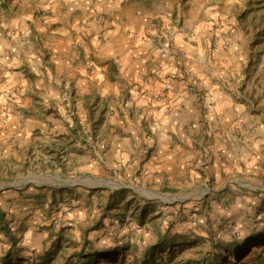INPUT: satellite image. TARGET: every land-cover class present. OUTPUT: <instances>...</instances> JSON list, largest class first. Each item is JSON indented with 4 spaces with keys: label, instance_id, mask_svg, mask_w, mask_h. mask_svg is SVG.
<instances>
[{
    "label": "crops",
    "instance_id": "crops-1",
    "mask_svg": "<svg viewBox=\"0 0 264 264\" xmlns=\"http://www.w3.org/2000/svg\"><path fill=\"white\" fill-rule=\"evenodd\" d=\"M3 3L0 169L16 161L49 173L1 192L0 256L67 264L80 251L107 254L75 195L92 187L63 193L53 181L62 169L157 186L197 181L204 169L224 188L264 161V71L238 18L188 29L181 0L166 11L154 0Z\"/></svg>",
    "mask_w": 264,
    "mask_h": 264
},
{
    "label": "rangeland",
    "instance_id": "rangeland-1",
    "mask_svg": "<svg viewBox=\"0 0 264 264\" xmlns=\"http://www.w3.org/2000/svg\"><path fill=\"white\" fill-rule=\"evenodd\" d=\"M154 1L155 5L166 2V11L175 0ZM181 1V18L188 29L201 18H238L246 45L256 50L255 65L264 71V0ZM3 2L13 8L15 3L27 6L28 0ZM262 168L261 160L252 174L239 172L232 178L236 183L224 188L211 180L206 183L204 169L199 170L203 177L197 181L183 178L180 184L165 186L132 183L125 175L108 172L82 178L71 169H62L65 176L53 181L63 193L69 187H92L90 195L81 193V188L75 195L81 206L89 207L88 216L93 219L88 225L95 230L91 241L96 249L107 252L97 257L104 263L190 264L186 262L193 258L205 264H264V175L258 173ZM45 173L49 170L10 162L0 169V194L27 187ZM2 237L0 233V248L5 243ZM238 247L240 254L231 252ZM76 260L73 254L67 264ZM0 264L15 262L1 255Z\"/></svg>",
    "mask_w": 264,
    "mask_h": 264
},
{
    "label": "trees",
    "instance_id": "trees-1",
    "mask_svg": "<svg viewBox=\"0 0 264 264\" xmlns=\"http://www.w3.org/2000/svg\"><path fill=\"white\" fill-rule=\"evenodd\" d=\"M2 6L4 7H7V3L4 2L2 4ZM3 217H4V214L0 211V223H2L3 221ZM5 229V232L8 233V230L6 228ZM240 251H241V248L238 247V248H234L231 250L232 253H235L236 255L239 253L240 254ZM75 256H77V260H76V264H114L112 262H102L100 261L97 257H90L88 258V256H85L82 254V251L78 252L77 254H74ZM189 261H187L186 263H193V264H205L204 260H199V259H188ZM179 264H182V263H179ZM184 264V263H183Z\"/></svg>",
    "mask_w": 264,
    "mask_h": 264
},
{
    "label": "built area",
    "instance_id": "built-area-1",
    "mask_svg": "<svg viewBox=\"0 0 264 264\" xmlns=\"http://www.w3.org/2000/svg\"><path fill=\"white\" fill-rule=\"evenodd\" d=\"M66 106H67V108L70 107V102L68 101V98H67V100H66Z\"/></svg>",
    "mask_w": 264,
    "mask_h": 264
}]
</instances>
